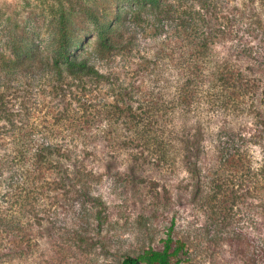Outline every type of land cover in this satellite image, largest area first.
<instances>
[{
  "label": "rangeland",
  "instance_id": "rangeland-1",
  "mask_svg": "<svg viewBox=\"0 0 264 264\" xmlns=\"http://www.w3.org/2000/svg\"><path fill=\"white\" fill-rule=\"evenodd\" d=\"M59 1L66 6L78 2L81 11L101 10L96 0H0V218L9 224H0V264H121L126 256L161 251L168 240L170 252L178 249L170 264H264V95L252 106L243 105L203 83L182 114L177 90L183 80L152 52L157 41L173 32L169 25L164 23L156 34L150 16L141 15L137 22L129 14L124 38L132 37L131 54L125 58L116 51L105 63L90 54L95 30L79 12L70 16L75 47L89 37L85 51L101 73L112 72L125 84L136 81L134 109L151 101L149 107L164 117L159 118L163 127L188 135L199 127L213 133L203 136L205 150L196 159H186L176 139L165 142L171 156L164 161L132 146L111 155L107 147L127 145L133 137L126 117L118 115L117 107L123 106L109 87L87 86L81 101L97 114L86 120L74 101L62 102L52 93L44 60L31 59H45L54 49ZM197 1L188 0L196 11ZM209 1L225 30L230 27V38L217 43L221 55L244 46L251 59L264 63V0ZM22 38L30 62L13 60L12 49ZM145 59L149 73L135 75ZM238 132L243 162L235 172L219 165L216 157ZM22 144L68 148L69 162L80 160L85 146L92 153L74 190L67 186L39 192L24 177L29 167L21 158L31 151H20V158ZM218 169L224 171L219 190L210 185V174L219 176ZM55 180L45 177L48 183ZM35 213L46 220L36 223Z\"/></svg>",
  "mask_w": 264,
  "mask_h": 264
},
{
  "label": "trees",
  "instance_id": "trees-1",
  "mask_svg": "<svg viewBox=\"0 0 264 264\" xmlns=\"http://www.w3.org/2000/svg\"><path fill=\"white\" fill-rule=\"evenodd\" d=\"M197 2L199 9L196 11L195 8L188 5V0H173L172 2L169 0H96V3L101 6V10L94 11L91 7H82L81 11L77 8L78 2L75 5L70 3L66 6L64 2L59 1L56 32L53 36L54 49L44 57L45 59L36 58V56L31 59L37 63L44 60L48 68V80L52 93L62 102L66 98L74 101L75 105L82 109V115L86 120L92 113L97 114V111L89 108L91 106L86 103V100L81 101V97L86 95L84 92H88L87 86L100 84L109 87L112 95L116 97V102L123 106L117 107L118 115L126 117L128 129L132 132L133 137L132 143L127 145L115 147L112 144L107 147L111 155L121 151L119 149L123 150L125 146L130 151L132 146L137 150H149L150 153L164 161L166 157L171 156L170 153H167L165 142L176 139L181 150L185 152L186 159L199 158L201 151L205 150L201 146L203 136L210 138L213 133H204L199 127L197 131H193L192 135H188L184 131L180 133L175 132L173 128L163 127L160 125L159 118L164 119V117L159 116L154 108L149 107L151 101L142 109H134L132 100L138 97L136 96L138 88L136 81L125 84L122 80L119 81L112 72L101 73L90 61L89 54L85 51V47L88 46L85 42L89 37L84 36L78 42L79 45L75 47L76 39H72L73 35L71 34L75 31L72 24L73 19L70 17L79 12L84 14L88 27L92 26L95 30L90 54L105 63L109 62L108 59L117 56L116 51L121 52L120 56L125 58L131 54L132 37L124 38L127 34L125 22L127 23L129 14H133V18L137 22L140 21L141 15L150 16L153 19L156 34L163 31L164 23L169 25L173 32L157 41L152 52L156 61L165 60L175 68L176 75L183 80L177 90V99L182 114H187L186 108H190L203 83L216 90L224 99L243 105L249 103L252 106L253 102L264 95L262 90L264 63L251 59L244 46L234 52H225L222 56L217 43L225 42L230 38L228 31L230 27L227 26L226 31V26L220 23L213 2L209 0H198ZM123 4H128L129 8L123 9L121 7ZM79 6L81 8V5ZM160 23L161 25L158 27ZM25 41H27L25 38L20 39L18 46L12 49L13 60L21 59L30 62L29 59H26V49L22 44ZM149 66V62L145 59L135 71V75L139 76L144 72L148 74ZM135 78L138 79V77ZM2 104L0 98V107ZM239 134L240 132L234 133L232 144L227 146L222 144L218 150L216 162L226 170L237 172L235 168L243 162L240 146H238L243 141V137ZM20 135L21 133L18 132L19 138ZM230 138L224 136L222 139L229 141ZM228 146L230 147L228 148ZM86 149L88 147L85 146L83 157L80 160L74 159L75 161L69 162L71 152L68 148L51 144L41 147L31 144L19 145V156L24 155L21 152L29 153L31 151L27 159H22L20 156L22 163L29 167V171H26L24 177L34 185V190L39 192L61 191L67 186L74 190L75 183L81 179V174L84 172V161L90 157V151ZM128 156L130 159L133 158V161L135 160L136 155ZM221 172H224L223 169L216 170L219 176L210 174L211 179L213 178L210 185H213V188L217 190L224 186V181L220 178ZM48 174L55 176L56 180L50 183L45 182V177ZM33 219L38 224L46 220L44 217H38L36 213ZM47 221L50 220L47 219ZM0 224L6 227L9 225L3 217L0 218ZM52 228L53 224L50 222L48 229L52 231ZM170 250V240H168L161 251L148 249L136 257L126 256L121 264H170V259L178 252V249H174L172 252Z\"/></svg>",
  "mask_w": 264,
  "mask_h": 264
}]
</instances>
